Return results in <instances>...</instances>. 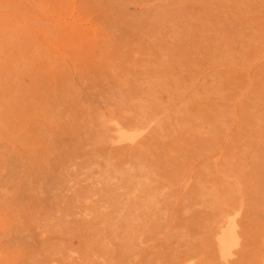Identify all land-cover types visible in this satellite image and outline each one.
<instances>
[{
	"label": "rangeland",
	"instance_id": "1",
	"mask_svg": "<svg viewBox=\"0 0 264 264\" xmlns=\"http://www.w3.org/2000/svg\"><path fill=\"white\" fill-rule=\"evenodd\" d=\"M0 55V264H264V0H0Z\"/></svg>",
	"mask_w": 264,
	"mask_h": 264
},
{
	"label": "bare ground",
	"instance_id": "2",
	"mask_svg": "<svg viewBox=\"0 0 264 264\" xmlns=\"http://www.w3.org/2000/svg\"><path fill=\"white\" fill-rule=\"evenodd\" d=\"M9 10V9H8ZM0 56H2V55H0ZM228 67V66H227ZM242 71V70H241ZM248 71V70H247ZM264 80V79H263ZM218 84V83H217ZM247 86V85H246ZM246 88V87H245ZM216 90V89H215ZM216 92V91H215ZM243 98V97H242ZM6 101V100H5ZM7 102V101H6ZM162 102V101H161ZM157 104V103H156ZM227 106V105H226ZM235 107V106H234ZM219 108H221V107H219ZM227 109V108H226ZM235 113V112H234ZM214 117V116H213ZM223 121V120H222ZM224 122V121H223ZM213 123V122H212ZM0 125H2L1 124V122H0ZM7 127V126H6ZM208 127V126H207ZM230 128V127H229ZM142 132H143V130H141ZM201 131V130H200ZM118 132H119V139L120 140H133V139H135L134 137L135 136H140L141 134H142V132H141V134L140 133H133V134H129L128 133V131L127 130H125V129H123V128H119V130H118ZM139 132V131H138ZM140 134V135H139ZM261 139V138H260ZM210 153V152H209ZM214 155V154H213ZM220 155V154H219ZM216 157V156H215ZM214 157V158H215ZM213 158V159H214ZM215 160V159H214ZM217 160V159H216ZM128 164V163H127ZM139 164V163H138ZM132 166H133V164H132ZM138 166V165H137ZM128 167V166H127ZM139 167V166H138ZM216 167V166H215ZM220 167V166H219ZM147 168V167H146ZM131 170H134V169H131ZM136 172V171H135ZM127 173V172H126ZM133 175V174H132ZM127 176V175H126ZM225 176V175H224ZM227 176V175H226ZM131 177V176H130ZM138 177V176H137ZM136 177V178H137ZM143 177V176H142ZM128 178H129V175H128ZM139 178V177H138ZM144 178V177H143ZM139 179H141V178H139ZM138 179V180H139ZM229 179H231V178H229ZM146 181V180H145ZM132 182V181H131ZM139 182V181H138ZM142 185V184H141ZM145 185V184H144ZM140 186V185H139ZM213 188V187H212ZM155 194V193H154ZM153 194V195H154ZM203 196V195H202ZM237 198V197H236ZM148 200V199H147ZM151 200V199H150ZM155 200H156V198H155ZM241 200V199H240ZM214 201V200H213ZM243 201V200H242ZM206 202V201H205ZM225 203V202H224ZM203 204V203H202ZM243 205V204H242ZM152 206V205H151ZM227 207V206H226ZM229 207V206H228ZM241 208H242V206H241ZM233 209V208H232ZM229 210V209H228ZM187 211H188V209H187ZM224 211V210H223ZM223 211H222V215H220L221 216V218H222V216H223V218H224V215H223ZM233 211H237V209L235 210H233ZM239 211V210H238ZM241 211V210H240ZM164 212V211H163ZM241 213V212H240ZM224 214H225V212H224ZM230 213H228V214H226V216L227 215H229ZM232 215H230V217H229V219L227 220V222H226V226H224V228H223V225L222 226H218L220 229H219V232H216V233H218L217 235V237H216V241H217V245H218V247L220 248V251L219 252H221V255H222V257H225V259L227 258V257H229L228 255V253L229 252H227V251H230V249L231 248H235V246L237 247V245L239 244V235H241V234H239V224H238V222H237V217H238V213L236 212V213H231ZM165 216V215H164ZM226 216H225V218H226ZM217 218V217H216ZM221 221V220H220ZM219 221V222H220ZM218 222V223H219ZM224 222V221H223ZM224 224V223H223ZM220 225V224H219ZM225 225V224H224ZM203 228V227H202ZM222 228V229H221ZM214 234V233H213ZM214 237H215V235H214ZM233 248V249H234ZM233 249H231V251L233 250ZM241 249V248H240ZM230 251V252H231ZM235 252V251H234ZM228 254V255H227ZM234 254V253H233ZM226 255H227V257H226ZM230 255H232L231 253H230ZM262 260H264V259H262ZM190 261V260H189Z\"/></svg>",
	"mask_w": 264,
	"mask_h": 264
}]
</instances>
